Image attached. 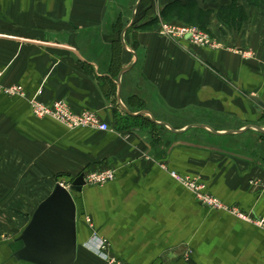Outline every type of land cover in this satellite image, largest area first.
<instances>
[{"label":"crops","instance_id":"1","mask_svg":"<svg viewBox=\"0 0 264 264\" xmlns=\"http://www.w3.org/2000/svg\"><path fill=\"white\" fill-rule=\"evenodd\" d=\"M146 1L151 11L139 4L123 34L131 19L120 29L115 20L126 15L115 0H0V83L25 94L0 92V264H12L3 242L22 232L56 179L71 187L100 170L114 179L72 194L74 264H104L94 236L126 264H264V230L231 212L264 219V133L252 128L264 130V107L252 100L264 105V3L195 0L212 13L211 49L138 25L183 2ZM233 3L243 8L240 26L217 20ZM118 80L130 113L168 127L127 115ZM31 99L65 101L110 130L37 118ZM172 173L196 178L223 207L200 204Z\"/></svg>","mask_w":264,"mask_h":264},{"label":"water","instance_id":"2","mask_svg":"<svg viewBox=\"0 0 264 264\" xmlns=\"http://www.w3.org/2000/svg\"><path fill=\"white\" fill-rule=\"evenodd\" d=\"M140 2L141 0L137 1L131 21L123 30V34L133 25L135 10ZM123 34L122 44L127 50L123 42ZM130 53L135 57L133 52ZM131 67L132 65L129 68ZM126 70H123L120 76ZM116 85L117 102L127 115L133 117L148 115L152 122L168 127L164 123L156 122L147 112L130 113L121 103L119 80ZM252 100L261 107H264L258 98L254 97ZM199 127L219 135V133L207 127ZM252 128L264 133V130L260 128ZM227 133L231 134L232 132ZM83 185L84 181L80 177L72 183L70 188L80 191ZM3 243L10 246L11 252L7 260L12 264H74L77 256L76 204L70 191L62 184L56 183L49 195L33 211L22 232L13 240Z\"/></svg>","mask_w":264,"mask_h":264},{"label":"built area","instance_id":"3","mask_svg":"<svg viewBox=\"0 0 264 264\" xmlns=\"http://www.w3.org/2000/svg\"><path fill=\"white\" fill-rule=\"evenodd\" d=\"M160 28L163 33L170 36L171 38L176 40L186 39L193 46L211 49H215L217 46L215 41L208 34L204 33L194 26L174 23H162L160 24ZM243 55L250 56L251 54L245 52L243 53ZM1 77L2 73L0 72V79ZM0 92L4 93L7 96H19L21 98L25 97V94L23 93L21 87L16 85L11 87H4L0 83ZM28 103L33 116L37 118L49 117L60 123L67 129L89 127L102 132L110 130L109 125L102 122L96 114L87 110L75 113L71 110L70 106L65 101H57L52 105H46L38 99H31L28 101ZM171 176L174 180L182 184L187 190L193 193L200 204L212 209H220L223 207L216 198L205 194L204 186L196 178H192L189 176H179L175 173H172ZM113 179L114 172L112 170H100L87 173L83 178V181L84 184L90 186H103ZM65 187L69 189V186ZM231 212L240 220L252 223L258 228L264 230V219L253 218L249 215L239 212L236 209L231 210ZM86 221L89 223V218H86ZM92 247L95 252L102 256L105 264H126L120 260L115 259L114 257L105 255V252L108 248L107 244L96 236H94L92 240Z\"/></svg>","mask_w":264,"mask_h":264},{"label":"trees","instance_id":"4","mask_svg":"<svg viewBox=\"0 0 264 264\" xmlns=\"http://www.w3.org/2000/svg\"><path fill=\"white\" fill-rule=\"evenodd\" d=\"M258 1H263L264 3V0H248L249 3L255 2V4H257ZM142 2L143 0L140 3L141 5ZM146 11V13H149L148 11L150 10L147 9ZM211 15L212 13L210 11L201 10L195 0H183V2H174L164 7L160 12V19L168 20L170 23L178 21L182 25L194 26L202 31L207 28ZM217 20L225 25L231 23L234 26H240L244 21L243 8L236 3L223 7L217 13ZM158 23L159 21L156 17L151 20L149 19L140 25L158 27ZM126 25L120 29H123ZM26 220L28 222L29 218H26Z\"/></svg>","mask_w":264,"mask_h":264},{"label":"rangeland","instance_id":"5","mask_svg":"<svg viewBox=\"0 0 264 264\" xmlns=\"http://www.w3.org/2000/svg\"><path fill=\"white\" fill-rule=\"evenodd\" d=\"M136 2V0H115V2L113 3V10H114V12L115 11H119V12H123V14L125 13V15H126V19H124V17H123V19H118L117 21L115 20V23L116 24H118V22L119 23H121L120 25H119V27L120 28H122L123 26H125L126 25V20L128 19V21H130V19H131V16L133 15V8H134V5L136 4L135 3ZM147 9H149L150 11H151V7H149V5H148V1H146V0H143V2H142V5H141V10H143V11H146ZM142 12V11H141ZM143 17V16H142ZM147 17L148 16H146V18H144V19H140L139 21H138V23H136V24H138V25H140V24H142L144 21H145V19H147ZM157 19H158V21H159V23H158V25H160V24H162V23H170L168 20H161L160 18H158L157 17ZM147 20H149V19H147ZM146 20V21H147ZM165 21V22H164ZM127 26V25H126ZM204 33H206V34H208V35H210L211 34V30L209 29V28H206V29H203L202 30ZM57 180V182L55 181V182H53L51 185H50V188H49V190L50 191H52V189H53V187H54V185L56 184V183H60V184H62V185H64V186H68L69 185V183H68V181H69V179H65V178H58V179H56ZM66 183V184H65ZM70 187V186H69ZM68 187V188H69ZM70 193L71 194H73V192H74V190L72 189V188H70ZM73 196V195H72ZM30 218V217H29ZM103 260V259H102ZM104 264H105V261H104Z\"/></svg>","mask_w":264,"mask_h":264}]
</instances>
